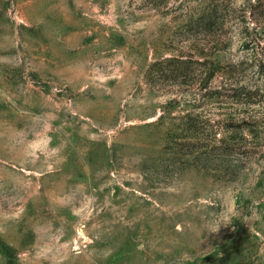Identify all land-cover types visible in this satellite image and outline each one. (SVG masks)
<instances>
[{
    "label": "rangeland",
    "instance_id": "374dc122",
    "mask_svg": "<svg viewBox=\"0 0 264 264\" xmlns=\"http://www.w3.org/2000/svg\"><path fill=\"white\" fill-rule=\"evenodd\" d=\"M172 56L188 83L149 84ZM0 240L14 264H264V0H0Z\"/></svg>",
    "mask_w": 264,
    "mask_h": 264
},
{
    "label": "trees",
    "instance_id": "16d2710c",
    "mask_svg": "<svg viewBox=\"0 0 264 264\" xmlns=\"http://www.w3.org/2000/svg\"><path fill=\"white\" fill-rule=\"evenodd\" d=\"M168 1L169 0H146L147 4L151 6H162ZM218 8L219 6H216L207 14H203L197 23V27L204 28L206 24H208L209 27H211L212 24L214 25L216 20L215 17L218 14ZM185 17L187 21L183 25L182 30L190 31L192 28L191 18H189V15ZM191 64L192 62L189 59L184 58V56H172L166 58L154 63L149 68L147 80L149 84H153L155 79H165L173 86L186 85L191 77ZM213 76L214 75H211L210 78H213ZM184 119L186 122L181 126L179 125L177 128L175 127L174 130H171L169 137L172 139V142L176 143V145L183 150L184 156H190L196 152V150H202L207 145L203 142L199 143L201 139H198V137H193V134L194 136L197 134V132L193 133V118H191L190 115H186ZM195 140L196 142H194ZM222 150V147L218 148V151L222 152ZM224 156H230V154H225ZM0 252H2L7 258V264H14L16 257L13 249L1 240Z\"/></svg>",
    "mask_w": 264,
    "mask_h": 264
}]
</instances>
